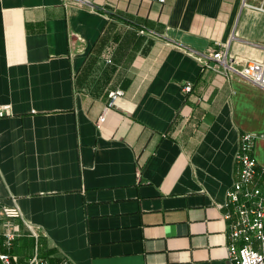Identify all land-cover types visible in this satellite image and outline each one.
Returning a JSON list of instances; mask_svg holds the SVG:
<instances>
[{
  "label": "crops",
  "instance_id": "obj_1",
  "mask_svg": "<svg viewBox=\"0 0 264 264\" xmlns=\"http://www.w3.org/2000/svg\"><path fill=\"white\" fill-rule=\"evenodd\" d=\"M75 1L0 0V206L21 213L0 254L227 264L243 133L264 180V91L195 57L263 62L264 0Z\"/></svg>",
  "mask_w": 264,
  "mask_h": 264
},
{
  "label": "built area",
  "instance_id": "obj_2",
  "mask_svg": "<svg viewBox=\"0 0 264 264\" xmlns=\"http://www.w3.org/2000/svg\"><path fill=\"white\" fill-rule=\"evenodd\" d=\"M163 2L164 0H158ZM76 4L89 9L94 6L87 0H76ZM202 68L213 69L226 79L239 76L244 81L264 91V61H246L239 64L228 52L220 51L199 54L195 57ZM191 91V85L183 87ZM122 91L108 93V107L114 106ZM9 106L0 107V117L7 116ZM102 116L99 118L102 121ZM254 136L243 133L240 137L235 162L239 166L237 179L226 191L222 219L226 222L229 239L226 248L227 264H264V180L260 182L253 156ZM264 173V172H263ZM15 206H0V221L20 218ZM9 240L12 237L8 238ZM241 242V243H239ZM0 264H13L8 253L0 254ZM28 264H46L36 256Z\"/></svg>",
  "mask_w": 264,
  "mask_h": 264
}]
</instances>
